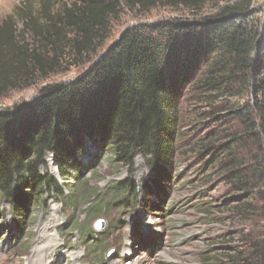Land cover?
I'll return each mask as SVG.
<instances>
[{
    "label": "trees",
    "instance_id": "1",
    "mask_svg": "<svg viewBox=\"0 0 264 264\" xmlns=\"http://www.w3.org/2000/svg\"><path fill=\"white\" fill-rule=\"evenodd\" d=\"M211 1L72 0L56 16L44 1L37 12L18 10L19 38L15 16L2 21L0 98L32 85L66 55L94 52L124 8L195 12L125 29L76 79L0 110V200L15 215L24 217L48 191L61 193L60 182L40 170L47 154L70 183L81 173L88 143L131 173L135 157L144 159L152 179L137 185L128 177L108 188L128 206L143 202L175 167L182 105L190 103L203 126L194 145L205 167L238 193L237 213L264 219V4L225 0L200 15ZM212 264H264V234Z\"/></svg>",
    "mask_w": 264,
    "mask_h": 264
},
{
    "label": "rangeland",
    "instance_id": "2",
    "mask_svg": "<svg viewBox=\"0 0 264 264\" xmlns=\"http://www.w3.org/2000/svg\"><path fill=\"white\" fill-rule=\"evenodd\" d=\"M44 1L49 5L51 16L72 2L0 0V24L8 16H15L13 30L18 36L22 28L18 10L25 6L37 12ZM225 2L207 3L200 15L215 12ZM263 4L264 0H253L254 7ZM194 15L195 12L180 6L124 8L110 22L104 40L94 52L60 58L57 67L45 76H38L32 85L1 97L0 110L30 101L44 86L76 79L129 27ZM182 108L174 169L162 182V189L151 185V194L143 202H132V206L124 203L123 198L120 202L112 197L108 188L128 177L137 185L153 178L140 155L135 157L131 173L128 166L114 163L109 153L88 143L86 152L79 156L80 175L65 183L58 175L52 156L47 154L46 166L40 170L60 182L61 193L48 191L24 217L15 215L8 201L0 200V264H32L30 260L36 249L50 240L46 256L38 264H47V260L50 264H212L244 248L249 238L262 236V216L237 213L233 200L238 193L221 174L205 167L206 158L194 145L204 134L201 120L195 116L192 104L184 103ZM96 193L99 197L92 198ZM100 219L103 226L97 229Z\"/></svg>",
    "mask_w": 264,
    "mask_h": 264
},
{
    "label": "bare ground",
    "instance_id": "3",
    "mask_svg": "<svg viewBox=\"0 0 264 264\" xmlns=\"http://www.w3.org/2000/svg\"><path fill=\"white\" fill-rule=\"evenodd\" d=\"M51 242L52 241L50 240L47 243H45L44 245H42V247H40V249H39V247L36 249V251L32 255V259L30 260V262L32 264H38L44 259V256H46L47 249L50 247ZM46 262H47V264H50L51 261L47 260ZM67 262H68V260L65 259L64 263H67Z\"/></svg>",
    "mask_w": 264,
    "mask_h": 264
},
{
    "label": "water",
    "instance_id": "4",
    "mask_svg": "<svg viewBox=\"0 0 264 264\" xmlns=\"http://www.w3.org/2000/svg\"><path fill=\"white\" fill-rule=\"evenodd\" d=\"M103 226V221L100 219L97 221L96 228L99 229Z\"/></svg>",
    "mask_w": 264,
    "mask_h": 264
}]
</instances>
